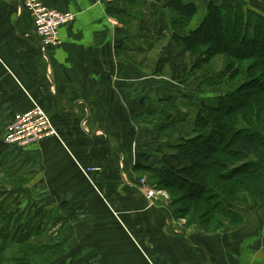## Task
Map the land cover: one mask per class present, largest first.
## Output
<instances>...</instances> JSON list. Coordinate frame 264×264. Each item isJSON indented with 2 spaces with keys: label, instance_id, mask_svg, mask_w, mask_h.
Returning a JSON list of instances; mask_svg holds the SVG:
<instances>
[{
  "label": "crops",
  "instance_id": "obj_1",
  "mask_svg": "<svg viewBox=\"0 0 264 264\" xmlns=\"http://www.w3.org/2000/svg\"><path fill=\"white\" fill-rule=\"evenodd\" d=\"M39 1L76 17L60 27V44L44 54L25 0H0V232L14 233L41 210L50 233L52 217L60 220L54 227L60 241L49 245L64 240L69 250L84 249L81 243L98 232L119 239L106 255L97 247L70 255L80 264H264V210L236 209L243 224L217 233L177 229L170 209L151 206L131 183L141 177L134 169L139 156L173 144L157 137L148 120L137 123L133 110L141 100L146 107L149 96L177 100L181 92L169 72L150 73L123 46L141 42L142 35L154 37L147 21L155 1ZM144 1L146 14H133ZM160 37L164 41L168 32ZM34 105L47 113L57 136L22 149L5 146L14 115Z\"/></svg>",
  "mask_w": 264,
  "mask_h": 264
},
{
  "label": "trees",
  "instance_id": "obj_2",
  "mask_svg": "<svg viewBox=\"0 0 264 264\" xmlns=\"http://www.w3.org/2000/svg\"><path fill=\"white\" fill-rule=\"evenodd\" d=\"M154 1L148 27L155 40L160 41L162 32H168V38L158 60L165 68L151 72H169L181 85L180 95L190 89L188 81L197 73L206 78L209 87L223 89L202 91L190 120L174 118L168 110L173 109L170 101L176 98H163L158 113L163 122L154 126L157 137L173 140V144L160 147L155 154H142L134 169L168 192L171 212L175 218L185 219L187 226L205 233L239 226L243 217L237 206L264 203V15L232 0L210 1L198 24L190 29L202 8L197 0ZM218 57L222 70L216 73L210 69ZM169 59H188V63L181 61V68L178 64L173 68L165 65ZM138 65L145 67L141 61ZM230 68L233 70L227 75ZM142 103L132 113L137 123L153 115ZM32 226L22 228L20 224L14 233L0 232V264H12L11 257H2L7 246L45 261L31 259V264H52L58 259L56 264H71L73 258L64 243L47 244L43 231Z\"/></svg>",
  "mask_w": 264,
  "mask_h": 264
},
{
  "label": "rangeland",
  "instance_id": "obj_3",
  "mask_svg": "<svg viewBox=\"0 0 264 264\" xmlns=\"http://www.w3.org/2000/svg\"><path fill=\"white\" fill-rule=\"evenodd\" d=\"M210 1L220 2L223 0H207L206 2H210ZM197 2H198L197 5L200 4V6L204 4V0H197ZM232 2L234 4H236V3L241 4L242 3L245 7H248V8L250 7L251 9L259 11L262 15H264V0H232ZM157 4H158V2H157ZM148 7L150 9L149 3L148 4L144 3V9L138 10L139 8L138 9L136 8V12L134 11L133 14L139 15L141 11H143V13L146 14V12H147L146 10L148 9ZM144 11H146V12H144ZM203 13L204 12H203V6H202V8L201 9L199 8L197 14H195V16L193 17V20L190 22L188 28L193 29L198 24ZM131 15H132V13H131ZM142 19H145V18L142 17ZM142 37L144 39H142L141 42L139 40L140 38H136V40L132 39L130 41L124 42L123 44L125 47L130 48L134 51L135 55H131V56H135V57H133V58H135V60L141 61L145 65L144 68L147 69L148 71H150V73H151L152 69L161 70L164 67V64L162 66H160V64L158 63V60L160 59V57H163L162 54L160 53L161 52L160 49H161V45L165 42V40L164 41L155 40L154 37H152L150 34L142 35ZM138 50H140L141 53L139 55H136ZM186 57H188V56H186ZM181 61L187 62L188 59H184V60L182 59L178 62L175 61L174 59H169L168 61H165V62H167V63H165V65L166 66L170 65L173 68H175V65L178 64V67L180 66L179 68H181L183 66V63ZM221 63H222L221 58L218 57L217 59H215L213 61L212 69H210V71L213 70L214 72L217 73L220 70H222V64ZM185 65H187V64H185ZM232 70L233 69H231V68L228 69L227 75H229ZM194 73H196V72H194ZM159 74H162V73H159ZM167 74L168 73H165L163 76H165ZM197 74L198 75H194L188 81V86L190 89L187 90L186 93H182L180 96H178L177 100L175 99V101H170L173 109H170L171 111L170 110H168V111L171 113V115L174 118L175 117L176 118H186L189 120L192 119L195 116L196 108L199 106L198 101H199L200 97L202 96L201 95L202 91H208L211 89H223V87L221 88V87H217V86L209 87L207 85V83L204 82V79H206V78H203V76L201 77V75L199 73H197ZM210 76L211 75H209V77ZM211 77H214L213 74ZM163 81H166V79L164 78ZM167 81H169V80H167ZM178 89H179L178 91H181L180 86L178 87ZM174 93H176V92L174 91ZM149 98L151 100L149 101V104L146 107L149 109V111L153 112V115H151V116L149 115L150 118L146 119V120H148L149 123H151V124H155L158 121L160 123L163 122V119L161 118V116H158L159 111L161 109H163L162 104H161L162 99H158V98L154 97L153 95L149 96ZM165 107H167V109L169 108V106H166V105H165ZM163 112L166 113L167 110H166V112L165 111H163ZM189 120H187V121H189ZM147 177L148 176H146V177L141 176V177H139V179L137 181L131 180L132 181L131 183L133 186L137 187L139 189V191H141V192L143 191L145 194H146L147 189H149L150 187H154L156 189V191H161L162 194H156V195L150 197L149 199L147 198L149 204H151V206H152L155 203H157V204L159 203L163 207L171 209L169 207V202L171 201V197H169L168 192L165 189L155 185L154 180H153V184H152L150 181H148ZM141 178L144 179V183H142ZM40 203L41 202H39L38 204H40ZM236 209L240 210L241 213H251L252 214V213H254V211L264 210V203L253 204V205H248V204L239 205L236 207ZM171 217H172V221H173L171 225H173L175 228L179 229L180 226H182V225L185 227L187 226L185 224V219L175 218L172 212H171ZM45 219L46 220H44L43 212L41 210H38V211L36 210V213L33 214V216L29 220H26V219L22 220L23 222L21 224L24 226V228H26L25 225H28L30 227L33 225L32 227H34V228L36 227L35 229L38 230L39 232L43 231L42 232L44 235L43 241L45 240L47 242V237L50 235L49 238L51 236L53 238H51V239L48 238V241L54 242L55 239H58L60 236L58 233L55 232L60 227V220L58 219V217H52V220L49 221V224L51 225V233H50L49 229L48 230L46 229L48 219L47 218H45ZM107 226H108L107 224L103 227L101 225L100 228H98V229H101V228H104ZM54 227H57V229ZM187 227H192V228H194V230L197 229V228H195V226H187ZM197 230H200V229H197ZM108 234H109L108 232H105V233L98 232L96 234L95 238L92 235H89V237H90L89 241L90 242L87 244L81 243V245L84 249H81V246L78 245V246H74L73 249L70 248V250H69V248L66 246V244H65L64 248H65V250H66V248L68 249L69 256L77 254L79 252V249H81L83 252L87 253L86 248H93V247H97L95 252L100 251V253L102 252L103 255H106V253L110 250L115 251V246L118 245V244L114 245L112 243L119 242V239L114 240L113 238H109ZM124 234L127 236L128 239L131 240L128 233L125 232ZM86 236L87 235H85V237ZM31 239L32 238H30V241H28L29 243H31ZM36 239L39 241L42 240L40 237H37ZM61 242L65 243L64 240H62ZM27 255H29V254H25L23 252H20L17 249L15 250V252L13 251V249H8V250H6V253L4 255H2V257H4V258L5 257L10 258L11 257L12 258V264H31L30 263L31 259H32L31 262H34V263H35V261H36V263H38V261L45 262L42 257L36 256L37 259H34L30 256L27 257ZM59 260L60 259L53 260L51 263L56 264V262H58ZM4 264H8V262H4ZM71 264H80V263L77 261H72Z\"/></svg>",
  "mask_w": 264,
  "mask_h": 264
},
{
  "label": "built area",
  "instance_id": "obj_4",
  "mask_svg": "<svg viewBox=\"0 0 264 264\" xmlns=\"http://www.w3.org/2000/svg\"><path fill=\"white\" fill-rule=\"evenodd\" d=\"M24 6L30 11L35 27V33L39 37V47L46 54L47 50L60 44V27L73 21L74 12H63L42 4L39 0H25ZM56 137L57 131L47 113L38 106L27 112L15 114L8 124L2 143L5 146H14L17 149L28 147L38 143L45 137ZM95 168H86L85 175L93 172ZM142 183L144 179L141 178ZM156 194H162L150 187L146 191V198Z\"/></svg>",
  "mask_w": 264,
  "mask_h": 264
}]
</instances>
